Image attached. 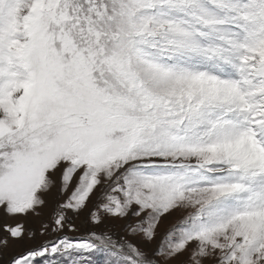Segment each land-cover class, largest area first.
I'll return each mask as SVG.
<instances>
[{"label":"snow or ice","instance_id":"6c2138e0","mask_svg":"<svg viewBox=\"0 0 264 264\" xmlns=\"http://www.w3.org/2000/svg\"><path fill=\"white\" fill-rule=\"evenodd\" d=\"M50 205L57 235L23 247ZM81 214L94 229L68 236ZM114 220L123 236L96 230ZM9 247L5 264H264V0H0Z\"/></svg>","mask_w":264,"mask_h":264},{"label":"rangeland","instance_id":"374dc122","mask_svg":"<svg viewBox=\"0 0 264 264\" xmlns=\"http://www.w3.org/2000/svg\"><path fill=\"white\" fill-rule=\"evenodd\" d=\"M53 205H50L49 208L44 209L43 211V215L40 218H36V217H30L29 218V223L30 225L37 229V238L35 241H27L25 242V244L23 245V247H28L31 246V244L33 243H40L42 241H45L47 239H51L53 238L55 235V233L52 232H48L45 235H40L39 234V228H40V220H49L50 219V214H51V207ZM71 215V214H70ZM11 223V221H8ZM72 223L75 224L77 226V230L76 231H71L68 232L66 230V234L68 236L71 237H80V236H86L88 232L92 231L94 229V226L86 219L84 214H81L80 216H72ZM124 224L123 220H114V221H110L109 224L107 225L106 228H102V229H96V230H105V231H111L115 234L121 235L123 236L125 233L122 230V225ZM20 248L16 247L15 251H19ZM13 248L9 247L8 249L4 250V256L3 258H0V264H5V261L7 260L8 256H10L12 254ZM67 258H57L55 260H51L50 264H64V261ZM39 264H46L45 259L41 258L39 261ZM97 264H102V258L101 257H97Z\"/></svg>","mask_w":264,"mask_h":264}]
</instances>
